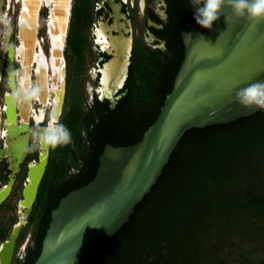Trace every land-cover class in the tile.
<instances>
[{
  "label": "flooded vegetation",
  "instance_id": "obj_1",
  "mask_svg": "<svg viewBox=\"0 0 264 264\" xmlns=\"http://www.w3.org/2000/svg\"><path fill=\"white\" fill-rule=\"evenodd\" d=\"M53 7L54 0H0V15L7 16L11 29L5 37V25L0 24V76L5 77L0 80V191L9 187L0 202V232L5 231L0 250L12 229L18 226L8 264H28L38 247L43 208L50 202L39 209L37 199L52 159L47 198L54 194V150L24 151L33 142L31 132L37 123L46 124L56 109L54 69L50 65L45 69L39 64L41 53L46 60L52 53L49 33ZM194 15L190 0H69L59 122L68 94L82 102L84 116H96L98 103L115 111L124 102L122 112L129 114L133 105L139 106L137 102L146 98L142 84L148 86L150 99L158 96V87L167 82L173 70L176 69L173 78L177 72L180 53L184 50L180 31L187 21L195 20ZM27 48H33L35 53L28 69L23 57V50L28 51ZM10 66L23 70L26 84H39V74L43 72L45 88H48L45 103L41 101L43 92L31 103L17 105L12 101L11 89L7 86ZM81 77L84 85H89L87 89L77 87ZM91 127L92 124L84 126L87 130ZM43 154L46 164L34 200L29 206H23L20 201L29 183V174ZM75 170L70 166L68 174Z\"/></svg>",
  "mask_w": 264,
  "mask_h": 264
},
{
  "label": "trees",
  "instance_id": "obj_2",
  "mask_svg": "<svg viewBox=\"0 0 264 264\" xmlns=\"http://www.w3.org/2000/svg\"><path fill=\"white\" fill-rule=\"evenodd\" d=\"M182 57L180 53L179 62ZM173 71L167 82L158 87L154 99L149 98L146 84L140 86L146 98L137 102L139 106L133 105L131 114L122 112L124 102L115 111L98 103L96 116H84L82 102L68 94L61 123L71 131L72 143L54 149V194L47 198L52 159L36 207L41 209L50 204L43 208L42 236L28 264L38 256L50 210L61 196L94 177L104 145L133 144L155 121L165 95L172 88L176 69ZM83 124L92 127L87 130ZM72 165L76 170L68 174ZM204 214L224 217L228 233L240 231L250 241L247 253L252 250L264 253V111L259 109L226 124L188 129L150 192L134 207L128 222L115 232L95 264H180L177 252L183 254L182 264H193L198 243L191 250L184 246V240L193 242L190 234ZM238 214L244 216L242 222L238 217L229 224V216ZM4 236L2 230L0 239ZM223 241L220 239L217 250ZM232 245L231 242L230 249ZM243 252L240 248L235 251L239 261L255 264ZM210 253L214 255L213 264H227L221 252ZM260 264H264V254Z\"/></svg>",
  "mask_w": 264,
  "mask_h": 264
},
{
  "label": "water",
  "instance_id": "obj_3",
  "mask_svg": "<svg viewBox=\"0 0 264 264\" xmlns=\"http://www.w3.org/2000/svg\"><path fill=\"white\" fill-rule=\"evenodd\" d=\"M51 13L55 31L50 28L49 34L58 38V44L51 41L62 57L69 0H54ZM180 34L183 57L155 121L133 144L104 145L94 177L61 196L50 210L32 264H95L134 207L150 192L188 129L226 124L259 110L238 105L235 92L253 82H264V20L252 26L248 19H237L230 8L222 6L211 29L190 20ZM45 164L43 154L29 174L21 205L29 206L34 200ZM8 189L5 186L0 191V202ZM17 232L15 226L2 246L0 264L9 263Z\"/></svg>",
  "mask_w": 264,
  "mask_h": 264
},
{
  "label": "clouds",
  "instance_id": "obj_4",
  "mask_svg": "<svg viewBox=\"0 0 264 264\" xmlns=\"http://www.w3.org/2000/svg\"><path fill=\"white\" fill-rule=\"evenodd\" d=\"M190 3L195 12L196 23L208 29H211L213 22L219 18L222 6L230 8L237 19H248L252 26L264 20V0H190ZM0 24L5 25L4 36L7 37L11 29L8 28L10 20L6 15H0ZM4 79L5 77L0 76V80ZM7 86L11 89L12 101L17 105L31 103L38 99L44 90L37 83L26 84L23 70L12 69L11 66L8 69ZM235 102L249 110L259 108L264 111V82H253L239 88L235 92ZM59 116L58 112L52 111L46 124L41 126L39 122L37 123L31 132L33 142L24 148L25 152L41 148L54 150L58 146H67L72 143V133L65 124L59 122Z\"/></svg>",
  "mask_w": 264,
  "mask_h": 264
},
{
  "label": "rangeland",
  "instance_id": "obj_5",
  "mask_svg": "<svg viewBox=\"0 0 264 264\" xmlns=\"http://www.w3.org/2000/svg\"><path fill=\"white\" fill-rule=\"evenodd\" d=\"M83 82H84L83 78L81 77L78 80L77 87L78 88L84 87L87 89L89 85L88 84L84 85ZM234 218H238V221L242 222L244 216H242L241 214H238V216L230 215L229 224H231V221H233ZM225 221L226 220L224 217L220 218L218 215L212 216L209 214H204L201 216L199 222L196 224V227L191 232L189 237L190 239H192L193 242H191V240L190 241L184 240V246L191 250L194 249L193 244L198 243L196 262L193 264H213L214 255L211 254L210 252L213 253L214 251L221 252L222 256H224L225 259L227 260V264H243L239 261V259L235 255V251L239 250V248L240 250L243 249L244 250L243 253H245L252 261H254L255 264H260V259L262 258L264 253L261 250H258L257 252L252 250L251 252H248L249 253L248 254L247 249L249 248L250 241L247 240V238H245V236L242 235L240 231H237L236 233H228L227 230L224 228L225 225L227 224V222ZM220 233L223 234V237L222 235H220ZM220 239L225 240V243L223 241L224 245L222 244V247L219 250H217V248L220 245ZM231 242L233 243V245L232 248L230 249ZM255 245L256 247H258L259 242ZM223 248H224V253H222ZM176 257L178 259V262L182 264L183 254L177 252Z\"/></svg>",
  "mask_w": 264,
  "mask_h": 264
},
{
  "label": "bare ground",
  "instance_id": "obj_6",
  "mask_svg": "<svg viewBox=\"0 0 264 264\" xmlns=\"http://www.w3.org/2000/svg\"><path fill=\"white\" fill-rule=\"evenodd\" d=\"M54 22V18H52V20L50 21V28H51V23ZM51 30L53 31L54 29L51 28ZM55 31V30H54ZM52 41H54V45L58 44V38H56L55 36H51ZM57 46V45H56ZM28 51L23 50V57H24V63H25V68H29V64H30V60L33 54V48L29 49L27 48ZM27 52V54H26ZM40 62L39 63L43 68L47 69L46 67L48 65H50L53 69H54V92H55V101H56V105H55V110L56 112L60 113L61 110V101L63 99V89H64V84H63V80H64V65H63V59L62 57H60L59 53H56L55 48H52V53L50 55V59L46 60V57L44 54L41 53V58H40ZM41 73V72H40ZM47 73V72H46ZM43 72L41 74H39V85L44 89L43 92V97L41 98V101L43 103L46 102V97L48 96V88H45V84H44V78L42 77ZM45 77V76H44Z\"/></svg>",
  "mask_w": 264,
  "mask_h": 264
}]
</instances>
